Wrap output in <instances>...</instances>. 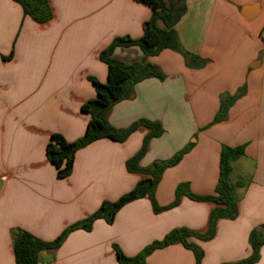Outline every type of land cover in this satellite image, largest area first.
I'll return each mask as SVG.
<instances>
[{"label": "crops", "instance_id": "crops-1", "mask_svg": "<svg viewBox=\"0 0 264 264\" xmlns=\"http://www.w3.org/2000/svg\"><path fill=\"white\" fill-rule=\"evenodd\" d=\"M48 3L52 19L37 24L17 3L0 0V264H15L12 229L53 241L103 201H116L145 178L125 169L149 132L145 127L123 143L102 139L78 150L70 176L63 179L48 162L45 146L54 133L67 142L82 137L90 117L80 107L96 97L88 78L100 83L107 78L99 53L116 37L140 38L151 10L133 0ZM185 4L186 12L174 26L179 43L208 63L188 68L172 50L149 57L164 80L135 84L132 97L111 107L106 120L117 130L141 119L161 125L164 132L148 143L142 168L192 145L177 165L163 172L155 190L159 207L173 202L180 183L195 195H213L222 147L244 146L231 173L233 182L247 181L238 191L237 217L217 221L209 241L187 240L203 251L201 264L236 263L251 255L250 231L264 225V0ZM142 57L137 47L113 52L124 64ZM243 86L245 94L226 119L212 124L221 95H234ZM214 208L212 202L183 196L175 208L155 214L148 198H141L123 206L110 225L96 220L89 232H71L52 259L42 254L41 264H118L114 246L134 257L176 228L204 234ZM146 264H195V259L190 250L174 244L154 251ZM255 264H264V246Z\"/></svg>", "mask_w": 264, "mask_h": 264}, {"label": "trees", "instance_id": "trees-1", "mask_svg": "<svg viewBox=\"0 0 264 264\" xmlns=\"http://www.w3.org/2000/svg\"><path fill=\"white\" fill-rule=\"evenodd\" d=\"M12 1L21 7L24 16H28L37 24H45L52 19V10L48 0ZM133 1L144 4L151 10L149 19L143 24L142 36L138 39H132L128 36L116 37L99 53V60L107 66V78L105 83H100L91 77L88 78L94 87L96 97L84 102L80 107V110L90 117L82 137L73 142H67L61 135L52 134L45 146V156L55 168L57 177L60 179L67 178L72 172L74 156L78 150L102 139L123 143L138 127H145L149 132L143 138L140 149L125 162L127 172L138 173L145 178L138 181L133 189L116 201H103L94 213L69 226L53 241L45 242L23 230L12 229L10 236L15 264H41L43 253L51 255L52 259L53 254L71 232L75 230L89 232L96 220H104L110 225L123 206L145 197L150 201L155 214L175 208L183 196L195 202H212L215 208L210 213L209 227L204 234L176 228L171 230L162 240L152 242L134 257L125 256L117 246H114L118 264H146V258L154 251L174 244H181L190 250L194 255L195 264H201L203 251L195 244L188 243L187 240L195 238L200 241H209L214 237L217 221L221 219L234 220L237 217L238 191L245 188L247 181L233 182L230 176L233 163L244 155V146L222 147L219 157V178L213 195H195L189 191L187 183H180L175 189L173 202L165 207H159L155 200V190L163 172L167 168L177 165L183 156L189 152L192 145H187L170 159L154 161L150 166L142 168L139 163L145 155L148 143L152 139L160 137L164 132L161 125L141 119L128 129L117 130L109 125L106 120V115L111 107L132 97L135 84L151 78L159 81L164 80L165 76L161 70L147 61L149 57L156 56L163 50H172L183 57L188 68L200 69L208 63L207 60L185 51L174 30V26L186 12V0ZM159 24L162 27H159ZM132 47H137L141 51L143 57L140 62L124 64L113 58L115 49ZM11 57L12 53L4 60H10ZM244 94L245 87L243 86L234 95H221L219 109L212 124L224 121L229 108ZM248 244L251 255L246 259L229 264H255L258 262L259 250L264 246V225L257 226L250 231Z\"/></svg>", "mask_w": 264, "mask_h": 264}, {"label": "water", "instance_id": "water-1", "mask_svg": "<svg viewBox=\"0 0 264 264\" xmlns=\"http://www.w3.org/2000/svg\"><path fill=\"white\" fill-rule=\"evenodd\" d=\"M257 64H258V62L257 63H254L251 67L256 66Z\"/></svg>", "mask_w": 264, "mask_h": 264}, {"label": "rangeland", "instance_id": "rangeland-1", "mask_svg": "<svg viewBox=\"0 0 264 264\" xmlns=\"http://www.w3.org/2000/svg\"><path fill=\"white\" fill-rule=\"evenodd\" d=\"M230 179H231V176H230ZM232 180V179H231ZM242 180V179H241ZM242 181H244V182H246V180H242Z\"/></svg>", "mask_w": 264, "mask_h": 264}]
</instances>
